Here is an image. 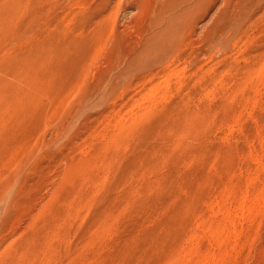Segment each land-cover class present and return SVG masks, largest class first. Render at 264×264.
<instances>
[{"label": "rangeland", "instance_id": "374dc122", "mask_svg": "<svg viewBox=\"0 0 264 264\" xmlns=\"http://www.w3.org/2000/svg\"><path fill=\"white\" fill-rule=\"evenodd\" d=\"M172 1L0 0V264H264V0Z\"/></svg>", "mask_w": 264, "mask_h": 264}, {"label": "bare ground", "instance_id": "6f19581e", "mask_svg": "<svg viewBox=\"0 0 264 264\" xmlns=\"http://www.w3.org/2000/svg\"><path fill=\"white\" fill-rule=\"evenodd\" d=\"M173 1H174V2H173ZM173 1H172V2H173L174 4H175V3H180V1L183 2V0H173ZM189 1H190V0H188V2H189ZM182 4H183V3H182ZM184 4H185V2H184ZM190 4H191V3H190ZM168 5L171 6V5H173V4H171V5L168 4ZM177 5L180 6L179 4H177ZM195 5H196V4H195ZM175 6H176V4H175ZM175 6H173V7H175ZM173 7H172V8H173ZM169 8H170V7H169ZM170 9H171V8H170ZM173 9H174V8H173ZM173 9H172V10H173ZM176 9H177V8H176ZM186 9H187V8H186ZM180 10H181V8H180ZM180 10H179V11H180ZM167 11H168V10H167ZM175 11H176V10H175ZM176 13H177V12H176ZM179 34H180V33H179ZM170 45H171V44H170ZM165 47H166V46H165Z\"/></svg>", "mask_w": 264, "mask_h": 264}]
</instances>
